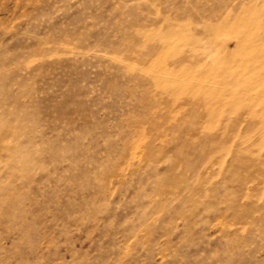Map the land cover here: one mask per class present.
<instances>
[{"label":"rangeland","instance_id":"rangeland-1","mask_svg":"<svg viewBox=\"0 0 264 264\" xmlns=\"http://www.w3.org/2000/svg\"><path fill=\"white\" fill-rule=\"evenodd\" d=\"M0 264H264V0H0Z\"/></svg>","mask_w":264,"mask_h":264}]
</instances>
